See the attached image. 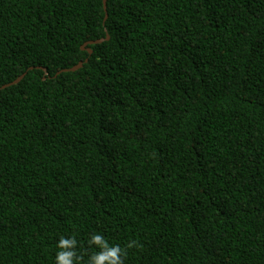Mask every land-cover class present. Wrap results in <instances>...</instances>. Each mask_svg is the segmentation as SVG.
<instances>
[{"label":"trees","instance_id":"1","mask_svg":"<svg viewBox=\"0 0 264 264\" xmlns=\"http://www.w3.org/2000/svg\"><path fill=\"white\" fill-rule=\"evenodd\" d=\"M96 233L264 264V0H0V264H92Z\"/></svg>","mask_w":264,"mask_h":264},{"label":"clouds","instance_id":"2","mask_svg":"<svg viewBox=\"0 0 264 264\" xmlns=\"http://www.w3.org/2000/svg\"><path fill=\"white\" fill-rule=\"evenodd\" d=\"M74 241L61 239L57 244L58 251L55 256L56 264H72L73 253L64 251V248ZM90 243L95 244L101 251L91 256L92 264H123L122 255L124 250L119 245H109L106 239L96 233L91 237ZM78 259V258H77Z\"/></svg>","mask_w":264,"mask_h":264},{"label":"water","instance_id":"3","mask_svg":"<svg viewBox=\"0 0 264 264\" xmlns=\"http://www.w3.org/2000/svg\"><path fill=\"white\" fill-rule=\"evenodd\" d=\"M106 3H107V0H103V4H104V8H105V10H106ZM106 18H107V13H106V16H105V20H106ZM108 38H109V37L107 36L106 38H102V39H98V40H92V41H89V42H87L86 44H84V46L82 47V49H84L85 46L88 45V44H89V45L99 44V43L103 42L104 40H107ZM88 53L91 55V54H92V50H91V49H88ZM87 61H88V59H86L84 62L81 61V62H79L77 65H75V66H73V67H71V68L61 70L59 73H61V72H68V71H76V70L80 69L81 67H83V64L86 63ZM30 69H31V68H30ZM44 70H45V69H44ZM26 73H27V72L23 73V74L20 75L16 80H14L13 82L8 83V84L2 86L1 88H6V87H8V86H11V85H14V84L20 82V81L24 78V76L26 75Z\"/></svg>","mask_w":264,"mask_h":264}]
</instances>
